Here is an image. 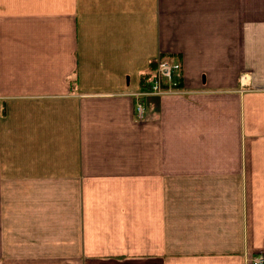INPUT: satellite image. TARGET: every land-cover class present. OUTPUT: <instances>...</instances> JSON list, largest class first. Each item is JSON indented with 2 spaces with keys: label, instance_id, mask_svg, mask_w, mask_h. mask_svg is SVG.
<instances>
[{
  "label": "crops",
  "instance_id": "0c3cea01",
  "mask_svg": "<svg viewBox=\"0 0 264 264\" xmlns=\"http://www.w3.org/2000/svg\"><path fill=\"white\" fill-rule=\"evenodd\" d=\"M158 57L185 93L136 95ZM256 255L264 0H0V264Z\"/></svg>",
  "mask_w": 264,
  "mask_h": 264
},
{
  "label": "built area",
  "instance_id": "2783aa9c",
  "mask_svg": "<svg viewBox=\"0 0 264 264\" xmlns=\"http://www.w3.org/2000/svg\"><path fill=\"white\" fill-rule=\"evenodd\" d=\"M180 70L177 64H171L168 61H160L156 68L153 77L149 82V87L146 90L137 93L136 95H166V94H182L186 91L180 85V81L173 76L174 73ZM142 105H137V112L141 116ZM251 264H264V256L256 255L249 259Z\"/></svg>",
  "mask_w": 264,
  "mask_h": 264
},
{
  "label": "rangeland",
  "instance_id": "374dc122",
  "mask_svg": "<svg viewBox=\"0 0 264 264\" xmlns=\"http://www.w3.org/2000/svg\"><path fill=\"white\" fill-rule=\"evenodd\" d=\"M158 59L159 57L153 61H157ZM167 61L170 62L171 64H177V61L172 60V59H169ZM173 76L177 77L178 72L174 73ZM29 238H30L29 241L9 242L8 251L10 253H14L18 255H28V254L51 255V254H58V253L66 252V251H69L70 249V241L52 242V241H42V240H39L38 238L34 240H32V237H29ZM66 238L70 240L69 237L66 236ZM43 239H46V238H43Z\"/></svg>",
  "mask_w": 264,
  "mask_h": 264
},
{
  "label": "trees",
  "instance_id": "16d2710c",
  "mask_svg": "<svg viewBox=\"0 0 264 264\" xmlns=\"http://www.w3.org/2000/svg\"><path fill=\"white\" fill-rule=\"evenodd\" d=\"M156 62H157V61H152V63H151L150 68H151V69H154V70H151V72H149V74H150L149 79H150L151 77H153V75H154L155 67H156Z\"/></svg>",
  "mask_w": 264,
  "mask_h": 264
}]
</instances>
